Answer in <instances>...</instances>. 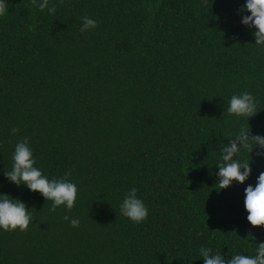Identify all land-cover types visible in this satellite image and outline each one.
Listing matches in <instances>:
<instances>
[{
  "label": "trees",
  "instance_id": "1",
  "mask_svg": "<svg viewBox=\"0 0 264 264\" xmlns=\"http://www.w3.org/2000/svg\"><path fill=\"white\" fill-rule=\"evenodd\" d=\"M6 2L0 194L33 220L0 228V264H204L201 247L255 256L264 226L247 220L245 189L264 156L242 149L234 159L251 174L222 190L217 167L241 127L264 137V46L241 23L246 0H49L55 14ZM83 16L97 26L81 32ZM244 92L257 101L249 119L226 111ZM25 137L45 176L70 174L71 210L51 212V200L4 175ZM133 187L148 209L140 223L120 211Z\"/></svg>",
  "mask_w": 264,
  "mask_h": 264
},
{
  "label": "clouds",
  "instance_id": "2",
  "mask_svg": "<svg viewBox=\"0 0 264 264\" xmlns=\"http://www.w3.org/2000/svg\"><path fill=\"white\" fill-rule=\"evenodd\" d=\"M32 6L41 11L48 9L52 14L56 12V6L49 7V0H31ZM250 12L251 15L243 17L241 23L255 29V44L264 46V0H246V4L240 11ZM6 0H0V16L8 12ZM81 32L97 26V21L88 16L82 17ZM229 115L237 117H247L248 119L258 114L256 98L249 92L240 95H233L227 108ZM19 131L13 128V134ZM250 127H241L238 134L229 139V143L221 149V159L217 167L219 190L229 187L233 181L243 184L251 174L250 161L234 159L241 150H248L250 153L253 148L259 146L261 149L258 156H264V137L260 135L250 136ZM13 165L10 171H5L4 175L17 186L26 185L32 192H39L46 200H51V212L64 205L71 210L76 202L78 189L75 183L70 182L65 174L64 178L49 179L40 169L35 167L36 161L33 152L29 147L28 138H23L15 146L13 155ZM245 209L248 212L247 220L253 227L264 226V172L258 176L255 187L249 185L245 189ZM121 214L129 218L134 223L145 221L148 217V209L144 202L138 198L137 189L133 187L123 199L120 205ZM69 220L68 216L64 217ZM33 216L22 201L10 198L8 194H0V228L5 231L16 230L26 231L32 222ZM72 227H78V219L70 220ZM199 253L204 260V264H264V242L259 243L255 256L234 255L232 259H226L220 253L212 254V250L201 247Z\"/></svg>",
  "mask_w": 264,
  "mask_h": 264
}]
</instances>
